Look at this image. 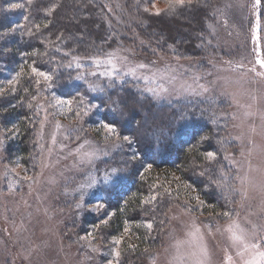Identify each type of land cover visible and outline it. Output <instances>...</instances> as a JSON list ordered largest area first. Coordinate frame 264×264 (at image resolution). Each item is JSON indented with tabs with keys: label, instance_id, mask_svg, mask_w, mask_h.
<instances>
[{
	"label": "trees",
	"instance_id": "1",
	"mask_svg": "<svg viewBox=\"0 0 264 264\" xmlns=\"http://www.w3.org/2000/svg\"><path fill=\"white\" fill-rule=\"evenodd\" d=\"M10 1L20 7L8 8ZM161 1L0 0L4 157L26 174L38 170L39 132L47 113L53 121L68 124L72 139L106 146L109 154L98 169L120 170L101 184L108 217L80 220L68 199L61 204L69 219L63 231L72 236L91 229L100 247L120 241L116 264H142L154 253L169 227L167 212L174 205L217 222L228 220L242 202L238 176L226 159L233 147L226 101L160 103L138 83L103 81L93 76L89 64L75 63L100 57L121 44L149 56L200 57L209 37L208 24L223 0L174 2L157 14L154 5ZM178 20L196 30L191 39L177 38L173 44L167 39L185 27ZM33 67L50 78L37 75ZM56 96L72 101L67 114L59 116V105H53ZM86 101L96 104L93 112H85ZM97 122L114 123L115 131L102 134ZM181 179L197 191L201 207L184 200L188 191L179 185Z\"/></svg>",
	"mask_w": 264,
	"mask_h": 264
},
{
	"label": "rangeland",
	"instance_id": "2",
	"mask_svg": "<svg viewBox=\"0 0 264 264\" xmlns=\"http://www.w3.org/2000/svg\"><path fill=\"white\" fill-rule=\"evenodd\" d=\"M161 2L155 9L175 0ZM13 4L10 1L8 8L16 10ZM178 22L185 26L181 33L166 37L173 44L177 38L191 39L196 30L185 20ZM208 34L202 44L205 52L197 58L149 56L121 44L100 57L75 62L89 64L93 76L103 81L138 83L160 103L204 100L230 105L228 138L233 147L226 159L238 176L241 204L228 220L217 222L172 206L167 212L169 227L142 264H248L252 260L264 264V256L259 255L264 253V67L257 62L264 61V3L223 0L208 24ZM52 98L53 105H59V116L67 114L72 101ZM86 106L85 112L91 113L96 104L86 101ZM95 124L108 134L101 123ZM39 137L41 157L34 174L6 161L5 141L0 137V264H116L117 240L100 247L91 229L85 235L64 233L69 219L61 207L72 199L76 218L108 217L101 184L113 174L98 169L108 149L90 140L72 139L68 124L53 121L50 113L44 116ZM179 182L188 191L184 200L201 207L197 191L182 179ZM234 234L241 239L234 240Z\"/></svg>",
	"mask_w": 264,
	"mask_h": 264
},
{
	"label": "snow or ice",
	"instance_id": "3",
	"mask_svg": "<svg viewBox=\"0 0 264 264\" xmlns=\"http://www.w3.org/2000/svg\"><path fill=\"white\" fill-rule=\"evenodd\" d=\"M185 2V0H175V3H177V4H183ZM189 2H190V0H189ZM256 3H257V5H259V3H260V0H256ZM11 7H13V8H15V7H20V5H18V4H13V5H11ZM159 13V10H157V14ZM110 63H111V61H109ZM262 67H264V61H257ZM140 67H144V65H140ZM32 71L34 72V73H36L37 75H39V76H43L46 80L47 79H49L50 77L46 74V73H44V72H42V71H40V72H38L37 71V69L35 68V67H33V69H32ZM102 127H104L107 131H108V133H113L114 131H115V124L114 123H110V122H104L103 124H102ZM124 140H129V137H127V136H125L124 137ZM213 153H208V157L209 158H212L213 157ZM135 158V157H134ZM112 171V174L114 175V174H116L118 171H120V170H117V169H112L111 170ZM106 179H110V177H106ZM225 215H227V213H225ZM149 228H151V224L149 223L148 225H147ZM233 239L234 240H240L241 238L240 237H238V236H236L235 234L233 235ZM120 241H116V243H119ZM253 247H255V245H253ZM116 256H119V253L118 252H116V253H114ZM259 255L260 256H264V253H259ZM109 264H112V262L111 261H109ZM248 264H258V261H256V260H252V261H250V262H248Z\"/></svg>",
	"mask_w": 264,
	"mask_h": 264
}]
</instances>
